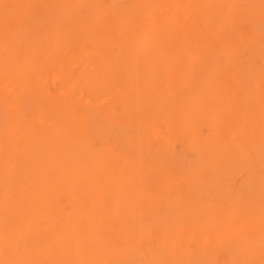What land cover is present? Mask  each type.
Instances as JSON below:
<instances>
[{
	"label": "bare ground",
	"instance_id": "6f19581e",
	"mask_svg": "<svg viewBox=\"0 0 264 264\" xmlns=\"http://www.w3.org/2000/svg\"><path fill=\"white\" fill-rule=\"evenodd\" d=\"M260 20L0 0V264H264Z\"/></svg>",
	"mask_w": 264,
	"mask_h": 264
},
{
	"label": "rangeland",
	"instance_id": "374dc122",
	"mask_svg": "<svg viewBox=\"0 0 264 264\" xmlns=\"http://www.w3.org/2000/svg\"><path fill=\"white\" fill-rule=\"evenodd\" d=\"M107 1V0H106ZM106 3H108V2H106ZM241 4L242 5H244V6H246L245 4H246V2H244V1H242L241 2ZM259 23V25H258V27H259V29H260V31H261V34L263 33V35H261V39H262V41H264L263 39H264V21L262 20H260V21H258ZM261 23V24H260ZM260 25H262V26H260ZM261 28H263L262 30H261ZM263 44H264V42H263ZM261 64V63H260ZM239 180H240V178H239Z\"/></svg>",
	"mask_w": 264,
	"mask_h": 264
}]
</instances>
